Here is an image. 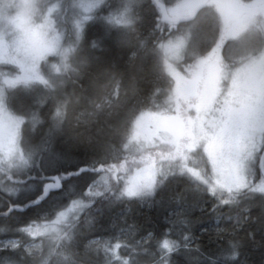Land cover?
<instances>
[{
	"label": "snow or ice",
	"instance_id": "snow-or-ice-1",
	"mask_svg": "<svg viewBox=\"0 0 264 264\" xmlns=\"http://www.w3.org/2000/svg\"><path fill=\"white\" fill-rule=\"evenodd\" d=\"M7 2L0 0V25L14 31L0 28V76L15 74L11 84L25 80L22 56H31L34 70L44 59L45 52H33L27 42L45 30L63 29L80 51L92 54L98 69L117 63L125 49L130 65L143 53L141 61L152 56L153 66L141 85L132 78L135 101L126 135L112 153L57 147L67 102L60 99L64 92L58 95L37 77L42 92L20 105L36 125L26 143L34 150L43 145L52 159L49 171L36 165L39 175L26 173L23 200L17 193L18 202L9 201L4 210L0 264H31L35 244L26 238L42 228L68 241L71 264H132L137 249L150 264H256V252L264 264V71L250 81L245 77L249 68L264 67V32L237 57L219 36L199 39L193 16L187 32L194 48L182 52L184 39L171 32L174 18L153 0L137 8L142 31L135 41L112 26L111 14L120 8L115 0H49L41 23L29 31L5 14ZM81 9L95 12L79 16ZM157 49L165 53L162 68ZM70 67L65 62L63 72ZM51 68L61 73L58 64ZM0 159H11L7 150ZM133 206L158 212L144 222L130 221ZM117 207L122 214L106 217ZM13 212L19 215L9 220Z\"/></svg>",
	"mask_w": 264,
	"mask_h": 264
},
{
	"label": "trees",
	"instance_id": "trees-1",
	"mask_svg": "<svg viewBox=\"0 0 264 264\" xmlns=\"http://www.w3.org/2000/svg\"><path fill=\"white\" fill-rule=\"evenodd\" d=\"M167 5V10L173 15L188 16L192 12L193 7L182 9L187 0H161ZM198 0H196L197 2ZM241 3L248 2L251 6L259 5L261 0H237ZM260 1V2H259ZM120 5L119 10L112 13V26L118 29L119 32L126 34L133 41L142 31V22L137 15L138 6L143 3V0H137L135 4H130L132 1L115 0ZM155 3V1L153 0ZM224 5L220 0H213L207 3L206 8L214 5ZM43 8V4H41ZM203 9V13L207 9ZM95 12V11H94ZM91 13L89 15L94 14ZM86 15L82 10L79 16ZM79 16L77 18H79ZM120 22L117 23L116 21ZM217 22V21H216ZM166 30L163 33L164 37L168 36V25L164 22ZM189 25L175 23L171 28V32L175 38L183 36L184 27ZM217 23L212 21L203 22L200 26L201 38L206 39L217 30ZM184 37V36H183ZM248 36L244 37V41ZM242 41L241 45H243ZM240 45V46H241ZM65 50H68L65 52ZM128 49H125L119 54L118 62L111 67L103 70L98 69L97 65L92 62L91 55L80 51L74 39H70L64 35L62 45L59 51L55 54L47 55L43 60L39 61L38 70L43 76V79L48 82L51 88L56 89V93L60 96L62 101H66L64 107V116L61 122L63 129L61 139L57 142V147H70L77 151H93L104 150L112 153L119 149L121 142L124 140L127 129V122L129 119L130 106L135 101V94L133 92V81L135 77L138 86L142 84V77L145 76L153 66V57L149 56L143 60L140 56L137 57L134 65L128 63L127 58ZM97 55L105 56L106 53H96ZM165 53L161 49H157L155 54L156 61L162 68L164 64ZM68 63L71 67L67 73L63 72V64ZM58 64L61 67V73L56 74L52 71L51 66ZM142 67V71L140 70ZM76 69L77 71H73ZM20 74V73H19ZM81 77L79 82L77 77ZM4 76H0L1 80ZM7 77H15V74ZM71 78V79H69ZM26 81V82H25ZM24 82L18 83L15 87L6 86L5 92V109L15 119L19 120V147L26 158L30 159V164L24 173L16 174L20 178V182L16 183V187L24 190L27 184L22 183L28 179L26 173L34 172L39 175L36 165H40L49 171L48 164L52 157L44 150L43 145L37 149H32L26 143L30 135V130H35V123L27 116H25L20 108L22 103H31V99L38 93L42 92L40 80H35L33 77L25 79ZM65 82L67 88L65 91ZM81 83L86 90L81 89ZM25 93H29L26 95ZM44 111H48L45 109ZM23 121V122H21ZM44 127H47L45 125ZM44 127L39 128L35 132V140L39 141L44 134ZM25 192L19 195L22 201ZM9 201L18 202L14 194L0 188V221H3L4 210L9 207ZM158 210L156 208L149 209L147 207L133 206L129 214V220H137L144 222L145 217L156 216ZM123 213V209L117 207L111 212H106L107 216H118ZM30 214V213H29ZM19 213L13 212V217L18 216ZM42 223V222H41ZM65 232L68 231L66 228ZM32 242H41V249L28 254V259L31 264H71V257L69 256L68 241L66 239H55L54 242L48 239L37 238L31 236L26 238ZM134 255L135 262L137 260L140 264H150V258L142 251L137 249ZM251 259L259 264L261 256L259 252L252 255ZM136 264V263H135Z\"/></svg>",
	"mask_w": 264,
	"mask_h": 264
},
{
	"label": "rangeland",
	"instance_id": "rangeland-1",
	"mask_svg": "<svg viewBox=\"0 0 264 264\" xmlns=\"http://www.w3.org/2000/svg\"><path fill=\"white\" fill-rule=\"evenodd\" d=\"M127 3H130L128 1H132V4H135L137 0H125ZM263 3L264 0H261ZM49 2V0H8L6 3V6L4 7L3 11L8 17H12L13 20L16 22V25L24 27L25 31H29L31 25L33 24H40L41 23V15H42V6L46 5ZM53 2H56V0H53ZM84 3H88L89 0H83ZM260 2V1H259ZM196 4V0H187L182 7V9H186L188 7H194ZM83 11V9H81ZM95 9H93L92 12L85 13L86 15H89L93 13ZM244 18V17H243ZM239 20V22L242 23V20ZM238 22V21H236ZM188 26H185L183 36L177 37V39L183 38L186 43H190V46L187 47V50L185 52H191L194 48L193 40H190L188 38ZM0 28H3L9 32L14 31L13 29H9L8 25H0ZM199 35V34H198ZM9 41L13 40V36L10 34L8 36ZM64 39L63 29H60L59 31H47L45 30L43 33V36L37 39L36 37H33L31 40H29L28 47L32 49L33 52H40L44 51L45 56L55 54L59 51L62 41ZM41 41H43V44H41ZM187 44V45H188ZM185 48V47H184ZM184 49L182 50V52ZM4 55L3 50H0V58H2ZM44 56V57H45ZM21 59L25 62L26 65V72L20 73V75H23L25 79L33 77L35 80L37 77H42L41 73L38 70V64L35 65V70L33 69V65L31 62V56H22ZM262 66H253L249 68L246 73L245 77L250 81L252 80L257 74H259L262 71ZM15 80V77H3L0 84V151L7 150L9 156L11 159H0V188L7 191L8 193L14 194L15 197H17V193L19 195L23 194L24 191L20 189V187H16L13 189V187L17 186L16 183L20 182V178L16 177L15 175L24 173L30 164V159L26 158L23 153L20 150L19 147V120L12 117L5 109V92H6V86H12L15 87L18 83L24 82L25 80H21L15 84L9 83V81ZM22 156V159H21ZM27 161L28 164L25 165L24 161ZM43 224V222H42ZM56 227H62L61 225H57ZM66 228H64L65 230ZM34 239L41 238V239H48L52 242L57 239V232L52 230H44L42 228L41 231L36 233L35 235L31 236ZM35 244V247L30 251L34 252L36 250L41 249V242H33ZM135 259H133L132 264H135Z\"/></svg>",
	"mask_w": 264,
	"mask_h": 264
},
{
	"label": "flooded vegetation",
	"instance_id": "flooded-vegetation-1",
	"mask_svg": "<svg viewBox=\"0 0 264 264\" xmlns=\"http://www.w3.org/2000/svg\"><path fill=\"white\" fill-rule=\"evenodd\" d=\"M215 1V0H214ZM222 1V0H221ZM223 2V1H222ZM224 3V2H223ZM246 6L253 7L248 4V2L245 1V3H242ZM206 6L203 8L205 9ZM207 11L204 13L201 11L197 16L196 19L199 22V26L203 22L212 21L214 23H217L218 27L217 30H213V33L210 36H207L206 39L201 38L200 35V29H199V39L202 41H207L209 38L214 36H219L223 41L226 42L227 49H236L235 55L237 57H241L245 55V48L248 46V41L253 40L258 36L260 32H264V12L257 16H252L250 14H244L241 19L243 18L241 22H234L236 17L238 16V12L233 10L232 8H229L224 5H214L206 8ZM240 19V20H241ZM217 21V22H216ZM246 40L244 41V37H246ZM239 38L240 45L241 42L244 41L243 45H237L235 41ZM184 48L185 52L187 50V47L190 46V43ZM226 49V50H227ZM255 55H259V53H255ZM239 66V65H237ZM262 71H264V67L262 68Z\"/></svg>",
	"mask_w": 264,
	"mask_h": 264
},
{
	"label": "water",
	"instance_id": "water-1",
	"mask_svg": "<svg viewBox=\"0 0 264 264\" xmlns=\"http://www.w3.org/2000/svg\"><path fill=\"white\" fill-rule=\"evenodd\" d=\"M154 1L158 6H162V7L167 8V5L165 3H163L161 0H154ZM209 1L210 0H199V1H197V3L192 8V12L188 16L173 15L171 13H169V14L174 18L175 23H179V24L188 23L191 21V18L193 16L196 17L201 12V10L205 7V5ZM222 1L224 2V4L227 7L232 8L233 10L238 12V16L236 17L234 22L239 21L240 18L244 14H250L252 16H257V15L261 14L262 12H264V3H262L258 6L249 7V6H246L242 3H240L237 0H222Z\"/></svg>",
	"mask_w": 264,
	"mask_h": 264
}]
</instances>
